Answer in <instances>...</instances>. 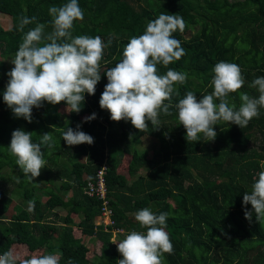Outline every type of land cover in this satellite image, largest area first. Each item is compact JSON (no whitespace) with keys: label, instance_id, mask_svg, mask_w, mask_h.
Here are the masks:
<instances>
[{"label":"trees","instance_id":"1","mask_svg":"<svg viewBox=\"0 0 264 264\" xmlns=\"http://www.w3.org/2000/svg\"><path fill=\"white\" fill-rule=\"evenodd\" d=\"M67 2L0 0V15L11 21L7 29L0 25V254L9 249L20 253L26 248L31 253L59 251L60 264L69 259L73 264H119L122 256L112 243L113 231H146L134 214L149 208L157 215L168 213L166 231L173 252L164 253V264H264V218L257 220L251 204L243 205L244 193L251 191L258 173L264 171V108L242 129L218 121L214 126L217 136L210 142H188L175 108L188 91L197 95L198 101L214 91L213 68L220 61L239 65L245 79L238 92L229 94L230 104L239 108L240 93L258 97L257 89L249 85L264 77V0H78L84 18L74 22L73 36H100L107 46L95 94L86 93L81 111L68 112L57 129L50 125L53 105L47 102L33 108L31 123L14 116L3 101L9 79L6 74L14 67L7 69L5 62L14 59L24 33L35 27L30 24L24 32L19 31L20 17L35 16L50 32L49 7ZM162 12L183 17L184 31L173 35L185 55L167 67L158 65V73L163 75L171 68L186 73L187 80L175 85L179 95L172 97V115L161 111L158 129L149 122L147 129L138 130L130 121H112L110 113L100 108L108 83L104 74L123 58L130 38L142 35L147 23ZM188 32H193L189 38ZM55 106L67 107L65 102ZM93 113L96 119L85 122ZM77 125L94 138L92 145L69 146L63 141V131ZM17 129L32 133L33 142L44 133L53 135L54 147L43 149L45 168L32 181L24 178L8 150ZM143 134L156 142L152 157L136 148ZM124 155L130 156L128 163L121 162ZM103 168L106 198L113 211V225L106 228L95 225L101 200L86 194ZM40 180L50 187L44 202L35 194ZM8 182L15 185L10 196L21 199L17 213L10 218L6 217ZM245 207L253 212L251 222L244 217ZM57 209L66 214L57 215ZM71 214L77 215L78 223H73ZM73 227L79 232L77 237ZM85 239L101 245L100 256L92 261L87 259Z\"/></svg>","mask_w":264,"mask_h":264},{"label":"clouds","instance_id":"2","mask_svg":"<svg viewBox=\"0 0 264 264\" xmlns=\"http://www.w3.org/2000/svg\"><path fill=\"white\" fill-rule=\"evenodd\" d=\"M48 12L52 18L50 32L45 31V24L36 22L35 16L20 17L19 31L24 32L25 26L30 24H35V27L24 33L22 43L11 60L14 67L6 74L9 79L3 101L15 117L28 123L32 122L33 108H41L43 102L52 105L65 102V111L79 113L85 94H95L102 76L99 69L107 46L105 42L100 36H73L72 33L74 22L84 18L78 0H69L60 7L51 6ZM185 27L182 16L162 12L147 23L142 35L130 38L123 50V58L104 74L108 83L99 105L110 113L112 121H130L138 130L147 129L150 122L158 129L161 111L172 115V97L179 95L175 85L184 84L187 74L169 68L161 75L157 66L167 67L185 55L181 42L173 35L177 30L183 32ZM111 43L109 39L108 45ZM213 73L211 84L214 91L211 94L203 95L198 101L197 95L188 91L175 104L178 121L186 130L188 142L214 141L217 136L214 126L218 121L235 124L241 129L247 127L264 108V77L254 79L249 85L257 89L258 97L240 93L241 104L237 108L235 104H230L228 96L238 92L245 84L240 66L220 61L214 66ZM94 119L95 113L86 117L85 122ZM80 127H67L63 131L62 139L67 145L94 143V138L81 131ZM54 144L52 133H44L39 136L38 142H33L32 133L17 129L12 132L8 150L16 157V165L22 170L24 178L32 181L45 168L43 149L50 150ZM261 167L264 168V162ZM19 180L17 177V182ZM248 204H251L257 220L264 218V171L258 173L251 191L243 195V205ZM29 207H33L32 202H29ZM252 216L253 212L245 207V219L251 222ZM167 218L168 213L157 215L149 208L138 210L134 219L146 231L131 230L119 242H112L122 256L119 264H164V253L173 252V244L166 231ZM61 255L59 252L33 253L30 258L22 259L9 249L0 254V264H60ZM67 264H73V261L69 259Z\"/></svg>","mask_w":264,"mask_h":264},{"label":"rangeland","instance_id":"3","mask_svg":"<svg viewBox=\"0 0 264 264\" xmlns=\"http://www.w3.org/2000/svg\"><path fill=\"white\" fill-rule=\"evenodd\" d=\"M232 2L235 1H242V0H229ZM193 8H196V5H192ZM10 18L5 17L3 15H0V25L2 27H4V29H7L10 27ZM193 32H191L189 34V32L187 33L186 37L189 38L190 35H192ZM6 64V68L7 69H11L13 67L11 60H7L5 62ZM54 106V105H53ZM51 107V115H50V125L54 128H61V122L62 119H64L66 117V115L68 114L67 111H65L66 107L65 106H55V107ZM155 141L151 140L149 137H147V135H142L141 138L136 142V148L138 149V151H142L144 153H146L148 156L153 155V147L155 145ZM130 156L128 155H124L123 159L121 160V162L123 163H128ZM120 162V163H121ZM121 166L123 164H120ZM47 167L51 168L53 171L55 170V168L51 167L50 165H48ZM125 174V172H123ZM45 178H43L42 180H44ZM55 184L58 185V182H56ZM36 188H35V194L37 195V197L44 202L47 199V193H48V189H50V187L47 186V184L45 183V181H37L35 184ZM15 187V185L13 183H5V190L7 193V202L6 205L8 206V212L6 217L10 218L13 214L17 213V204H20L21 199L18 198L17 196H10L11 192H13V188ZM64 194V193H63ZM66 198L68 197V194L66 193ZM57 215L63 217L66 214V211L62 210V209H57L56 210ZM70 218L72 219L73 223L76 224L79 222V219L77 217V215H70ZM55 220V218H52ZM73 232L75 233L76 237L78 236L79 232L77 231V228L73 227ZM51 231H53L51 229ZM126 235L125 232L117 234L115 237L113 235L112 237V242H119L120 239H122L124 236ZM84 242L87 244L88 246V256L87 259L88 261H92L93 259H96L97 257L100 256L101 254V245L100 242L95 241V240H90V239H85ZM115 244V243H114ZM116 245V244H115ZM22 249V248H21ZM59 251H53L52 254H55ZM15 253V252H14ZM21 253V254H20ZM16 252V254H18L22 259H24V257H29L31 256V254L36 253L37 255H41L44 252H28L27 249H22ZM46 254V253H45ZM27 255V256H26ZM90 264H92L90 262Z\"/></svg>","mask_w":264,"mask_h":264},{"label":"built area","instance_id":"4","mask_svg":"<svg viewBox=\"0 0 264 264\" xmlns=\"http://www.w3.org/2000/svg\"><path fill=\"white\" fill-rule=\"evenodd\" d=\"M97 181L95 183H91L88 186V190L86 191V194L90 197H95L98 200H101L100 205V213L95 219V225L100 226L103 225L104 228L113 225L112 222V215L113 211L110 208L109 200L106 198L107 190L104 180V168L97 171ZM120 230H114L113 235L116 236L118 233H120Z\"/></svg>","mask_w":264,"mask_h":264}]
</instances>
